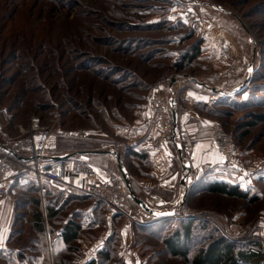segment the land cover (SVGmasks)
<instances>
[{
    "label": "rangeland",
    "instance_id": "1",
    "mask_svg": "<svg viewBox=\"0 0 264 264\" xmlns=\"http://www.w3.org/2000/svg\"><path fill=\"white\" fill-rule=\"evenodd\" d=\"M241 59L245 66L228 73ZM159 82L185 128L197 127L192 135L200 143L204 137L209 161H222L210 136V124L218 123L244 164L257 168L249 175L220 164L212 169L247 197L205 189L210 163L199 151L191 169L199 177L184 203L182 195L168 207L150 205L178 212L159 223H137L148 211L131 201L125 210L135 217L127 220L110 217L74 188L46 183L52 193L42 196L34 176L25 175L0 200V264H195L222 234L264 264V0H0V143L20 137L34 118L75 136L84 130V139L37 132L55 156L124 141V132L147 124ZM186 90L203 101L185 100ZM197 165H205L202 172ZM133 170L141 174L137 164ZM54 199L63 210L51 217ZM189 211L212 227L198 223L185 259L166 240ZM68 220L82 228L66 245L59 232Z\"/></svg>",
    "mask_w": 264,
    "mask_h": 264
},
{
    "label": "built area",
    "instance_id": "2",
    "mask_svg": "<svg viewBox=\"0 0 264 264\" xmlns=\"http://www.w3.org/2000/svg\"><path fill=\"white\" fill-rule=\"evenodd\" d=\"M201 29L205 34L209 32L206 26ZM244 66L245 62L241 59L239 63L232 66L231 71L228 69L227 72L235 74ZM164 85L163 82L156 85L149 104L150 116L158 132V147H163L173 136L174 110L178 114L179 123L177 103L172 105V102L165 96ZM54 131L56 135L66 138L84 139L85 137L84 130L78 131L75 136L68 131H64L60 126L54 128L41 126L39 119L34 118L29 130L23 129L20 137L0 143V200L11 183L17 179H22L25 175H33L42 196L45 195V183L48 181L52 184L61 185V187L74 188L92 196L96 203L102 204L110 217L124 215L127 220L134 219L135 216L125 210V203L130 192L124 176L118 174L107 178L101 177L83 151H76L55 158L59 155L55 156L46 152L42 141H38L37 133H44L48 137L54 135ZM210 136L222 155L221 166L235 168L247 175L256 172L257 168L244 164L236 152L234 142L224 132L220 124H210ZM176 138L186 162L190 163L189 174L192 177L190 185H193L198 179V175L196 172L192 173L191 169L198 154L200 143L198 140L191 139L189 131L183 128L178 129ZM117 147V142L113 140L106 141L101 145L103 150L111 152L115 160L118 157ZM145 191L152 196L150 200L152 204L163 205L160 197L154 193L152 186H146ZM142 222L137 220L139 224H142ZM143 224H147V222Z\"/></svg>",
    "mask_w": 264,
    "mask_h": 264
},
{
    "label": "crops",
    "instance_id": "3",
    "mask_svg": "<svg viewBox=\"0 0 264 264\" xmlns=\"http://www.w3.org/2000/svg\"><path fill=\"white\" fill-rule=\"evenodd\" d=\"M184 99L192 102L203 101V98H199L193 91L190 92V90L184 92ZM182 121V117H180L177 131L173 133L171 139L163 147L157 146L158 132L151 117H149L146 125H139V132L138 130L136 132L132 130V133L126 131L124 132V136L126 137L124 141H117V154H120L122 163L129 174V182L132 190L134 189L133 193L138 198H140L139 196H143L149 205H152L150 201L152 196L145 191L146 186L153 187L155 194L163 202L162 206H171L174 204L172 203L173 201H176L179 197L182 198L184 186L181 185V180L185 174L183 166L186 160L176 138L179 128L186 129ZM188 129L186 130L189 131L191 137L197 139L195 135L198 128L193 127ZM206 149L207 144L204 137H202L198 148L199 156L201 160H204L205 164L210 163L208 170L217 169L216 167L221 163V160L214 163L213 160L209 161L211 157L207 154ZM76 151L86 153L87 158L96 167L101 177L107 178L121 174L117 159L113 158L110 151L103 150L101 145L94 148L82 146L76 150H66L62 154ZM133 164L141 167L140 175L139 173L136 174L133 170ZM197 168L202 172L205 165H197ZM59 234L62 237L61 231Z\"/></svg>",
    "mask_w": 264,
    "mask_h": 264
},
{
    "label": "trees",
    "instance_id": "4",
    "mask_svg": "<svg viewBox=\"0 0 264 264\" xmlns=\"http://www.w3.org/2000/svg\"><path fill=\"white\" fill-rule=\"evenodd\" d=\"M209 171H211L210 174L205 175V178H207V180L205 181L206 182L205 189L211 192L221 193V194L229 195V196H237V197H242V198L247 197V194H245V192L239 187V185L230 184L229 181H227L223 177L224 173L222 170H220L219 172L217 171L212 172V170H209ZM211 177L212 179L208 180V178H211ZM46 183H49L48 185L51 184L48 181H46ZM45 188H46L45 195L49 197L52 191L49 190L50 189L49 187L45 186ZM74 192L76 193L75 195L79 198L85 199L88 196H90L76 189H74ZM139 197L143 201L147 202V200H145L143 196H139ZM55 200L56 199L50 200L51 201L50 203H52V205L48 207V209L51 210V215H50L51 217L58 215V213H60L63 210V205L59 206L58 208H55L56 207L54 204ZM128 201L133 202L135 206L137 207V209L145 210L140 204L137 203L134 196H131V195L128 196L126 203H125V207L127 206ZM193 212L191 211L187 212L188 213L187 215L189 216L188 220L187 219L182 220L180 226L177 227V229H175L172 235L170 236L171 238L166 240L167 246L169 247L171 253L173 255L182 256L185 259L188 258L189 255L191 254V250L189 249L190 244L195 243L194 240L196 238H195L194 232L196 231L197 227H199L198 223L202 222L201 225H204L206 223L208 226H211V224H209L210 222L208 223L204 219H202V221L198 220L197 222V220H195L194 218H190L195 215ZM177 214H175V216ZM200 215H204V214H200ZM146 217H145V220L141 218L142 221L144 222L153 221V223L154 222L159 223L160 221L168 219V218L172 219L174 216H171V217L164 216V217L157 218L150 212H147ZM197 217L200 218L201 216H197ZM158 223H156V225ZM38 224H42V223L38 222ZM156 225L152 224L149 226V228L147 226L146 227L147 229H149V231L152 232V231H155ZM39 228L43 230V226H40ZM81 228L82 226L80 223L74 222L73 220H68V222L64 226H62V230H61V235H62V239L64 243L66 245H69L73 241L78 239ZM218 238L219 239L214 241L211 244V246L209 247L207 246L205 250H201V252L194 258L195 264H253V263L257 264L259 262L258 261L259 256L257 254L252 253V252H246L244 250L238 251L237 249H235L234 246L232 245L230 246L228 242L225 240V236L223 234ZM104 255H105L104 259H110L111 255L109 253V250H106L104 252ZM85 264H99V263L97 262L95 258H93Z\"/></svg>",
    "mask_w": 264,
    "mask_h": 264
},
{
    "label": "water",
    "instance_id": "5",
    "mask_svg": "<svg viewBox=\"0 0 264 264\" xmlns=\"http://www.w3.org/2000/svg\"><path fill=\"white\" fill-rule=\"evenodd\" d=\"M250 71H251V66H250ZM172 105H175L174 101H172ZM173 121H174V130H173V132L175 133L177 131V124H178V114H177V112L175 110L173 111ZM55 158H60V156L55 157ZM117 161H118L119 166H120L119 168H120L121 174L126 179L130 195L134 196V198H135V200L137 201L138 204H140L146 211L150 212L151 214H153L157 218L168 216V215L173 216L175 214L176 211H172L170 213H167V212H162V211L155 210L147 202H145L142 199H140L137 196H135L134 193H133V190L131 188L130 182H129V174H128L127 170H126L125 165L122 163L120 154H118ZM183 168H184L185 174L182 177L181 185L184 186V192H183V203H184L192 177L189 175V171H190V168H191L190 167V163H188V162L184 163Z\"/></svg>",
    "mask_w": 264,
    "mask_h": 264
}]
</instances>
